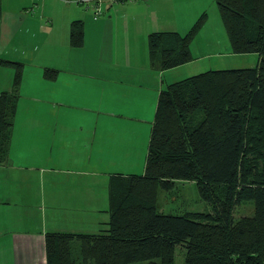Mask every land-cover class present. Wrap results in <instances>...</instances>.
Wrapping results in <instances>:
<instances>
[{"label": "crops", "instance_id": "obj_1", "mask_svg": "<svg viewBox=\"0 0 264 264\" xmlns=\"http://www.w3.org/2000/svg\"><path fill=\"white\" fill-rule=\"evenodd\" d=\"M78 1L1 2L0 58L21 64L22 80L0 164V264H46V233L107 228L110 177L144 172L160 92L195 75L187 76L192 54L191 62L172 69L152 65L147 39L184 36L215 4ZM74 21L83 26L79 48L69 44ZM226 49L250 68L258 63L256 54ZM12 77V69L0 67V93L10 90Z\"/></svg>", "mask_w": 264, "mask_h": 264}, {"label": "trees", "instance_id": "obj_2", "mask_svg": "<svg viewBox=\"0 0 264 264\" xmlns=\"http://www.w3.org/2000/svg\"><path fill=\"white\" fill-rule=\"evenodd\" d=\"M215 4L231 53L256 54L257 65L202 72L163 89L143 174L109 179L107 228L91 235L46 233V264H175L178 246L183 264H264V0ZM206 21L204 13L184 36L149 35L150 63L168 70L191 62L190 45ZM82 40V23L74 21L69 44L79 48ZM0 67L13 70L10 90L0 93L2 164L22 65L0 58ZM182 182L196 186L208 212H160V193ZM242 206L250 215L235 219Z\"/></svg>", "mask_w": 264, "mask_h": 264}, {"label": "rangeland", "instance_id": "obj_3", "mask_svg": "<svg viewBox=\"0 0 264 264\" xmlns=\"http://www.w3.org/2000/svg\"><path fill=\"white\" fill-rule=\"evenodd\" d=\"M12 4L14 5V3ZM210 6L211 10L207 7L208 13H206L207 19L208 17L210 19L209 25L207 24L206 30L203 32L202 30L200 31L197 38L193 40L190 46V53L196 60L189 66L190 69L194 71L192 73H190L191 71H187L189 74L187 76H191L192 74L197 75L198 73L195 72L201 73L210 70L250 68L252 63L248 64L246 61V65L244 63V57L234 56V58H229L226 56V48L229 47L227 36L220 20L218 9H216L217 7L213 2ZM159 210L163 214L180 215L185 212L206 213L210 208L200 199L197 188L193 183L182 182L176 184L172 193H160ZM250 213V207L242 206L238 208L234 218L250 215ZM183 255L184 248L182 246L176 247L174 263L183 264ZM137 264H146V262Z\"/></svg>", "mask_w": 264, "mask_h": 264}, {"label": "built area", "instance_id": "obj_4", "mask_svg": "<svg viewBox=\"0 0 264 264\" xmlns=\"http://www.w3.org/2000/svg\"><path fill=\"white\" fill-rule=\"evenodd\" d=\"M81 1H82V3L85 2L84 0H81ZM85 3H87V2H85ZM95 12H96L97 14L99 13L97 9L95 10Z\"/></svg>", "mask_w": 264, "mask_h": 264}]
</instances>
